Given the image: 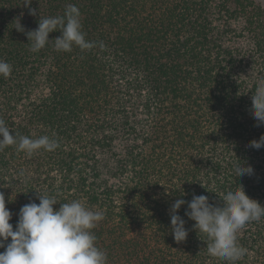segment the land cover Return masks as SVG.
Returning a JSON list of instances; mask_svg holds the SVG:
<instances>
[{"label":"trees","instance_id":"obj_1","mask_svg":"<svg viewBox=\"0 0 264 264\" xmlns=\"http://www.w3.org/2000/svg\"><path fill=\"white\" fill-rule=\"evenodd\" d=\"M68 5L79 8L95 46L57 51V29L32 52L26 33ZM0 59L12 66L0 75V118L14 135L59 144L30 157L16 145L0 151V192L14 230L20 209L40 203L39 190L56 197L54 209L81 200L104 213L92 231L107 264H231L208 253L188 203L178 210L188 236L177 242L171 206L194 195L222 206L239 184L264 205V147L250 146L264 135L252 112L264 80V6L0 0ZM240 163L253 171L235 177ZM238 243L247 252L235 264H264V217L241 228Z\"/></svg>","mask_w":264,"mask_h":264},{"label":"clouds","instance_id":"obj_2","mask_svg":"<svg viewBox=\"0 0 264 264\" xmlns=\"http://www.w3.org/2000/svg\"><path fill=\"white\" fill-rule=\"evenodd\" d=\"M30 4L31 0H25ZM35 15V9L31 10ZM80 10L75 5H68L64 16L41 17L37 29L26 33L30 50L39 52L50 41L49 34L57 29L61 35L54 38L57 51L70 52L73 45L81 50H90L94 42L85 39L80 20ZM24 32V27H16ZM12 66L0 59V75L7 78ZM252 112L257 126L264 125V80L256 87L252 97ZM16 145L17 151H24L30 157L40 149L55 150L59 144L55 139L42 136L32 139L28 136L12 134L0 118V151L7 146ZM251 147H264V135L253 140ZM253 171L249 165L237 164L234 174L243 176ZM24 176L23 170L20 173ZM39 204L31 202L19 212L17 225L10 223L12 212L6 207L4 194L0 192V264H107V255L96 245L97 237L93 233L98 222L103 220L102 211H94L81 200L62 203L58 209L54 205L58 200L38 190ZM223 205L209 202L206 195H194L191 202L177 199L171 206V225L177 242L186 240L188 230L186 221L178 214L182 205L188 203L186 215L196 223L194 227L207 236V251L216 258L235 264L247 252L238 243V233L248 222L259 221L264 217V205L250 198L242 185L235 191H228L222 196ZM11 238V242L7 243Z\"/></svg>","mask_w":264,"mask_h":264},{"label":"rangeland","instance_id":"obj_3","mask_svg":"<svg viewBox=\"0 0 264 264\" xmlns=\"http://www.w3.org/2000/svg\"><path fill=\"white\" fill-rule=\"evenodd\" d=\"M258 3H260L262 6H264V0H256Z\"/></svg>","mask_w":264,"mask_h":264}]
</instances>
